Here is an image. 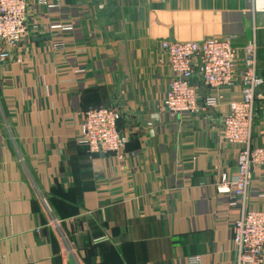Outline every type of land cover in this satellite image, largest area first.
Wrapping results in <instances>:
<instances>
[{
	"label": "crops",
	"instance_id": "1",
	"mask_svg": "<svg viewBox=\"0 0 264 264\" xmlns=\"http://www.w3.org/2000/svg\"><path fill=\"white\" fill-rule=\"evenodd\" d=\"M251 9L252 0H28L33 32L0 63V264H236L240 209L217 185L236 171L220 122L240 89H224L218 109L171 118L160 110L172 78L160 44L234 34L240 59L257 45L264 80V14ZM256 104L261 145L264 86ZM105 107L122 111V159L78 142L83 112ZM246 207L264 210V169Z\"/></svg>",
	"mask_w": 264,
	"mask_h": 264
},
{
	"label": "built area",
	"instance_id": "2",
	"mask_svg": "<svg viewBox=\"0 0 264 264\" xmlns=\"http://www.w3.org/2000/svg\"><path fill=\"white\" fill-rule=\"evenodd\" d=\"M27 11L28 0H0V63L11 60L13 51L33 32L26 22ZM251 11L264 14V0H252ZM48 29L70 32L72 27L54 23ZM235 39V35H230L203 42L163 41L160 49L172 78L160 107L174 119L198 115L220 108L225 100L221 93L224 89L239 87L240 98L229 102L220 122L222 144L234 147L237 152L236 171L232 176L222 175L217 192L229 195V206L240 209V216L232 225L236 264H264V210L246 207L256 171L264 169V142L257 145L253 141L256 102L264 80L257 74L255 42L242 47L240 59ZM61 46L53 44L52 49ZM121 121L122 111L118 107L86 110L78 142L94 155L122 159L128 138L120 128ZM199 261L198 257L191 259L192 264Z\"/></svg>",
	"mask_w": 264,
	"mask_h": 264
},
{
	"label": "rangeland",
	"instance_id": "3",
	"mask_svg": "<svg viewBox=\"0 0 264 264\" xmlns=\"http://www.w3.org/2000/svg\"><path fill=\"white\" fill-rule=\"evenodd\" d=\"M229 35H234V34H229ZM257 55H258V52H257ZM257 62H258V59H257ZM257 74H258V76H259V73H258V69H257ZM260 77V76H259ZM260 78H262V77H260ZM263 79V78H262ZM259 91H260V89H259ZM221 93H223V92H221ZM234 101V100H233ZM256 107H258V105L256 104ZM160 110H162L161 109V107H160ZM209 110H211V109H209ZM213 110V109H212ZM163 112V111H162Z\"/></svg>",
	"mask_w": 264,
	"mask_h": 264
}]
</instances>
